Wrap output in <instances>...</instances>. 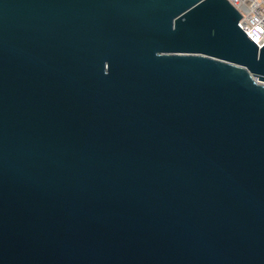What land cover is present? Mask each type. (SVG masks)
Segmentation results:
<instances>
[{
  "label": "water",
  "instance_id": "95a60500",
  "mask_svg": "<svg viewBox=\"0 0 264 264\" xmlns=\"http://www.w3.org/2000/svg\"><path fill=\"white\" fill-rule=\"evenodd\" d=\"M229 0H0V264H264V45Z\"/></svg>",
  "mask_w": 264,
  "mask_h": 264
},
{
  "label": "built area",
  "instance_id": "2783aa9c",
  "mask_svg": "<svg viewBox=\"0 0 264 264\" xmlns=\"http://www.w3.org/2000/svg\"><path fill=\"white\" fill-rule=\"evenodd\" d=\"M241 13V28L257 43L264 45V0H229Z\"/></svg>",
  "mask_w": 264,
  "mask_h": 264
}]
</instances>
